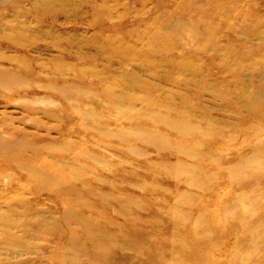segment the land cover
Returning a JSON list of instances; mask_svg holds the SVG:
<instances>
[{
  "label": "rangeland",
  "instance_id": "1",
  "mask_svg": "<svg viewBox=\"0 0 264 264\" xmlns=\"http://www.w3.org/2000/svg\"><path fill=\"white\" fill-rule=\"evenodd\" d=\"M0 264H264V0H0Z\"/></svg>",
  "mask_w": 264,
  "mask_h": 264
}]
</instances>
